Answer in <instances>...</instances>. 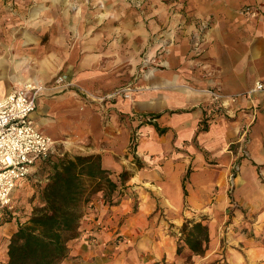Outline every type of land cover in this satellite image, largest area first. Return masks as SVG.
Returning a JSON list of instances; mask_svg holds the SVG:
<instances>
[{"label": "crops", "instance_id": "0c3cea01", "mask_svg": "<svg viewBox=\"0 0 264 264\" xmlns=\"http://www.w3.org/2000/svg\"><path fill=\"white\" fill-rule=\"evenodd\" d=\"M84 1L0 0V98L20 85H45L36 127L68 153L100 154L114 180L130 175L116 205L103 194L90 204L61 264H187L189 257L200 264L233 205L232 228L262 230L264 94H243L264 81V0ZM249 6L257 18L244 14ZM60 75L76 86L53 88ZM138 78L132 100L105 110L79 93H107ZM211 88L238 101L211 115ZM39 164L13 191L17 215L0 219V264L19 224L41 205L33 183L44 186L48 176L37 174ZM186 219L209 227L203 254L180 239Z\"/></svg>", "mask_w": 264, "mask_h": 264}, {"label": "trees", "instance_id": "16d2710c", "mask_svg": "<svg viewBox=\"0 0 264 264\" xmlns=\"http://www.w3.org/2000/svg\"><path fill=\"white\" fill-rule=\"evenodd\" d=\"M135 147L133 138L131 149ZM41 163L49 169L47 183L39 188L41 205L27 222L19 224L10 240L5 264H61L69 255V243L80 236L87 205L99 194H103L106 203L116 205V193L130 177L123 171L114 180L113 173L103 166L100 154L67 152L52 155ZM190 175L191 169L183 179L185 196ZM180 239L192 253L203 254L210 243L209 227L203 221L186 219L180 228ZM183 249L180 243L178 254Z\"/></svg>", "mask_w": 264, "mask_h": 264}, {"label": "built area", "instance_id": "2783aa9c", "mask_svg": "<svg viewBox=\"0 0 264 264\" xmlns=\"http://www.w3.org/2000/svg\"><path fill=\"white\" fill-rule=\"evenodd\" d=\"M244 14L257 18L259 12L254 7L243 9ZM205 28V27H204ZM55 87L70 89L76 84L66 75H60L55 80ZM48 90L43 84H26L13 90L9 95L0 98V219L3 216L17 215V206L12 194L18 183L27 179L38 162L52 155L62 156L66 153L52 137L42 133L35 125L32 115L38 107V100ZM135 88H118L103 95H95L85 90L79 91L88 101L104 104L110 101L133 96ZM211 96L209 114L220 115L226 108V103H236L238 96L226 97L221 90L211 88L207 90ZM264 94V81L256 82L255 86L243 94L245 98H252L255 94ZM242 133L244 138L248 131ZM242 156L247 151L242 149Z\"/></svg>", "mask_w": 264, "mask_h": 264}, {"label": "rangeland", "instance_id": "374dc122", "mask_svg": "<svg viewBox=\"0 0 264 264\" xmlns=\"http://www.w3.org/2000/svg\"><path fill=\"white\" fill-rule=\"evenodd\" d=\"M94 0H85L84 4L93 7L95 4L92 2ZM97 7V6H96ZM96 7L92 8L95 9ZM73 10H79V6H73ZM163 54L162 51L159 52V56ZM148 57L144 59V64L148 65L151 63ZM69 79V78H68ZM138 78L136 81L122 87L118 88H125L131 86L132 88H135L136 90L133 92V96L135 93L139 91V82ZM73 81V80H72ZM23 85H20L18 87H15L13 90L22 87ZM116 88V89H118ZM83 90V89H81ZM115 90V89H114ZM87 91V90H85ZM113 91V90H112ZM110 91V92H112ZM91 94L95 95H103L105 93H97L92 91H87ZM109 93V92H107ZM133 96L126 100H132ZM85 98L84 96H82ZM86 99V98H85ZM121 99V98H119ZM123 99V98H122ZM117 100V99H116ZM89 104L97 106L101 110H105L109 103L115 101H110L108 103L104 104V108H102V104L98 103H92L86 99ZM67 153V152H66ZM70 154L75 155V153L70 152ZM77 155V154H76ZM58 156V155H57ZM247 156H242L241 158H246ZM239 169V166H234L232 173H237ZM37 174L41 177L48 176L49 169L44 168L43 163L40 162V164L37 166ZM232 176V175H231ZM232 179V177H231ZM32 183V182H31ZM35 187L41 188L40 183H33ZM125 197V196H123ZM97 198L94 197L92 202ZM90 207V204L87 205L85 209V215L88 212V208ZM238 209L236 205H233L229 211L228 215L230 217L233 216L235 210ZM229 219L227 222L223 225L222 228L219 229V235L221 234V237L219 239V243L216 244L214 250L210 251L207 256L202 259L203 261L200 264H264V228L258 229L257 232L254 231V228L251 226V224H243L242 226H235V228H232V220ZM172 232V231H171ZM174 233V232H173ZM209 246V245H208ZM208 248V247H207ZM211 250V248H210ZM187 264H195L192 262V257L187 258L186 261Z\"/></svg>", "mask_w": 264, "mask_h": 264}, {"label": "bare ground", "instance_id": "6f19581e", "mask_svg": "<svg viewBox=\"0 0 264 264\" xmlns=\"http://www.w3.org/2000/svg\"><path fill=\"white\" fill-rule=\"evenodd\" d=\"M30 80H31V79H30ZM30 80H29V81H30ZM47 134H48V133H47Z\"/></svg>", "mask_w": 264, "mask_h": 264}]
</instances>
